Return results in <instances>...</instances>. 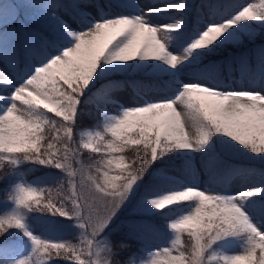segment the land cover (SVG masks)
Segmentation results:
<instances>
[{
	"label": "snow or ice",
	"instance_id": "obj_1",
	"mask_svg": "<svg viewBox=\"0 0 264 264\" xmlns=\"http://www.w3.org/2000/svg\"><path fill=\"white\" fill-rule=\"evenodd\" d=\"M26 7L41 29L17 35L0 0V169L10 166L14 179L0 210V264H264V170L228 158L264 166V45L258 57L228 61L239 79L205 62L257 29L264 35V0H201L191 27L186 0H116L105 7L124 11L111 14L99 0ZM125 83L128 105L113 100ZM110 103L115 114L103 110ZM93 104L96 127L78 133ZM169 161L181 162L184 182L165 174ZM25 163L48 171L28 182ZM35 212L47 217V233L78 230V243L37 234ZM121 231L140 243L143 260L117 258L128 247L113 240Z\"/></svg>",
	"mask_w": 264,
	"mask_h": 264
},
{
	"label": "trees",
	"instance_id": "obj_2",
	"mask_svg": "<svg viewBox=\"0 0 264 264\" xmlns=\"http://www.w3.org/2000/svg\"><path fill=\"white\" fill-rule=\"evenodd\" d=\"M196 4L201 3V0H193ZM64 2H68V0H64ZM215 2L224 3V4H238V3H247L248 0H215ZM3 3L6 4L11 12L14 13V15L11 17L15 21V23H9L8 28L11 29L13 32H16L17 35H19L20 30L17 26L19 25V21L21 20L23 22V29L28 28L29 30H37L39 31L41 29V26L37 22L35 16L32 13V9L26 7L28 0H3ZM100 7H103L104 10L107 9L105 7L107 3L104 0H99ZM189 26L191 27V23L193 22V18L191 15H188L187 17ZM13 26V27H12ZM12 27V28H11ZM15 27V28H14ZM247 42L246 47H239L235 45H230L226 47L225 49H222L220 52L215 54L212 57L206 58L205 62L209 61H216L221 62V71L222 74L226 77L229 75V69L232 68L235 75L239 73V67L238 63H231L229 65L228 61L233 57H239V56H246L247 57H258L260 47L261 45H264V35L258 33V35L252 40L249 41L245 39ZM122 81L132 80V79H140V74H135L131 77H120ZM121 89H127L130 92H133V89L131 88V85L129 83H125L124 87ZM83 115L81 117V123L80 127L77 129V132L82 129H91L96 127L99 116L97 114V109L95 107V104L88 106L87 108L82 109ZM78 139V137H77ZM230 160H232L235 163H238L241 166L244 167H251L255 168L257 173L264 170V166L260 165L258 160H252L249 159L247 156H240V155H234L228 157ZM80 159L84 163L85 166H92L95 163V160L97 159L95 154H92L87 151H83L81 153ZM168 158L165 157V160ZM197 166L199 164V157H196ZM159 163V161H158ZM165 166H169L174 168L179 174L180 177L176 178L178 181L184 182V174L181 170L182 164L180 161H169ZM78 167V165H77ZM32 169H35L34 171ZM48 170L42 169L39 166L31 165L28 163H25L22 168L20 169V172L24 173V177L28 182H32L37 179V177L45 174ZM55 171V170H51ZM14 183L13 179V169L10 166H5L4 168L0 169V210H3L5 207V204L8 200V191L11 187V185ZM46 187H50L55 189L57 187L54 183H49L46 185ZM67 184L64 186V191L60 195H58L57 199L63 198V195L67 192ZM40 216V217H46L44 214H41L39 212H35L30 214L31 217L33 216ZM43 215V216H42ZM58 223L65 222L63 218L60 217H54ZM122 220L127 219V214L121 218ZM40 227L36 228L37 233L42 235H48L47 232L44 231L43 226L40 225ZM78 230H65L62 234L59 235H50L51 238H57V239H70L73 243H78ZM54 236V238H53ZM17 240V247L19 253H21L25 248L28 247V243L25 238L16 237ZM113 240L117 242H123L128 245L127 248L120 250V255L117 257L121 261H130L135 259L137 262H139L142 257H144L147 253H140L139 250L141 248L140 243L136 239H125L124 235L118 236L116 234L113 235ZM65 264L64 261L57 260L55 261V264Z\"/></svg>",
	"mask_w": 264,
	"mask_h": 264
},
{
	"label": "rangeland",
	"instance_id": "obj_3",
	"mask_svg": "<svg viewBox=\"0 0 264 264\" xmlns=\"http://www.w3.org/2000/svg\"><path fill=\"white\" fill-rule=\"evenodd\" d=\"M107 2V4L109 3H112V4H115L116 0H105ZM138 2L141 4V5H146L149 0H138ZM171 2H179V0H171ZM186 2L190 5V7L193 9L192 12H190L189 14H191L193 16V24L192 25H195L196 24V14L194 12V9H195V6L196 4L193 2V0H186ZM252 2H256L258 3L259 0H249L248 3H252ZM116 11H124L123 9H116L115 7H112V8H109L106 10V12L108 13H113V12H116ZM99 13V9L98 8H95V9H92V15H97ZM176 18H179V16H177ZM68 19H71V16H68ZM169 20H171V15L169 16ZM22 22L19 23V27L22 29ZM259 33V30L257 29L255 35H254V38L258 35ZM247 43L245 41V39L238 45L239 47L242 46V47H246ZM247 57V55L245 56ZM2 66V65H0ZM223 76V75H222ZM239 76H240V72L237 76H234V75H230L228 78H224L225 79H229V78H236V79H239ZM133 97H134V93H129L128 91H125V90H122V91H117V93L113 96V100L115 101H118L119 103L121 104H125V105H128L132 102L133 100ZM102 103V102H101ZM97 107V106H96ZM103 110L104 111H108L109 114H115V111H116V108L113 104H107V105H103ZM83 130H89V129H82V130H79L78 133L80 131H83ZM199 166V165H198ZM164 167L165 169V174L168 175V176H174V177H180V174L174 170L173 168L171 167H168V166H162ZM258 178V177H257ZM204 178L202 177V180ZM201 186H203V184H201ZM240 186V182L239 181H234L230 186H229V190H235L236 188H238ZM43 216V215H42ZM32 218V223L35 227V229L37 227H40V225H42V221L47 219V217H40V216H33L31 217ZM64 223H70V222H61V224H64ZM39 234V233H37ZM48 235H45V236H48L49 238H51L52 236L50 235H54V234H50L48 233ZM116 235L118 236H123V231L119 232V233H116ZM54 238V236H53ZM54 239H57V238H54ZM29 252V246L27 248H25L20 254L23 255V254H27ZM147 256V255H146ZM146 256L142 257L141 260H143ZM140 260V261H141ZM60 264V263H58Z\"/></svg>",
	"mask_w": 264,
	"mask_h": 264
}]
</instances>
